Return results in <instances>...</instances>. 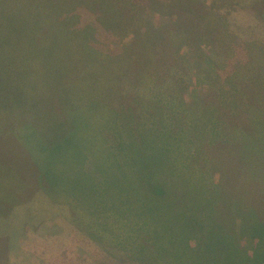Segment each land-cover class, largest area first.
Instances as JSON below:
<instances>
[{"label":"rangeland","instance_id":"rangeland-1","mask_svg":"<svg viewBox=\"0 0 264 264\" xmlns=\"http://www.w3.org/2000/svg\"><path fill=\"white\" fill-rule=\"evenodd\" d=\"M171 1L0 0V264H264V0Z\"/></svg>","mask_w":264,"mask_h":264},{"label":"crops","instance_id":"crops-1","mask_svg":"<svg viewBox=\"0 0 264 264\" xmlns=\"http://www.w3.org/2000/svg\"><path fill=\"white\" fill-rule=\"evenodd\" d=\"M173 1L174 0H172L171 2L173 3ZM205 2H207V1H205ZM210 5V4H209ZM19 11V9H17V12ZM209 14H213L212 12H211V10H209ZM42 18H43V16H42ZM223 19H221V20H218L217 18H214V16H212V19H209V18H207V20H205L202 24H203V26H204V28H206V30H208V33L210 32L211 33V31L209 30V29H212L214 26H216V23L215 22H220V26L221 27H225L226 26V22H225V20H223ZM44 22H45V20H44ZM202 24H201V26H202ZM230 24H232V21H230ZM244 24V23H243ZM26 26H28L29 27V25H26ZM201 26L200 25H197V27L196 28H201ZM211 26H212V28H211ZM64 27H66L65 25H64ZM226 27H232V25L231 26H226ZM192 34V33H191ZM190 34V35H191ZM207 34V33H206ZM212 34V33H211ZM218 34V33H217ZM220 34V33H219ZM194 35V34H193ZM222 37H223V35H221ZM38 133L40 134V135H42V136H46V137H48V138H50L51 140H53V138H54V133H53V130H51V128L50 127H46L45 125H44V127L42 128V129H40L39 131H38ZM29 162H31L32 160H29V159H27ZM26 160L22 157V162H25ZM8 164H9V162H8ZM7 166V168L9 169V173H14V175H15V177H14V179L12 180V182L13 183H15V182H20L19 181V179H17V175L19 174V172L16 170L17 169V166L16 165H13V164H9V165H6ZM21 175V174H20ZM22 176V175H21ZM17 187V186H16ZM17 190H19V189H17ZM30 199H32V198H30ZM33 199H35V198H33Z\"/></svg>","mask_w":264,"mask_h":264},{"label":"trees","instance_id":"trees-1","mask_svg":"<svg viewBox=\"0 0 264 264\" xmlns=\"http://www.w3.org/2000/svg\"><path fill=\"white\" fill-rule=\"evenodd\" d=\"M259 150H261V148H260ZM240 158H241L242 160H244V157L241 156ZM156 188H158V189H157L158 192H156V193L163 194V193L166 192V189H163L161 186H155V189H156ZM152 192H153V189H152Z\"/></svg>","mask_w":264,"mask_h":264}]
</instances>
